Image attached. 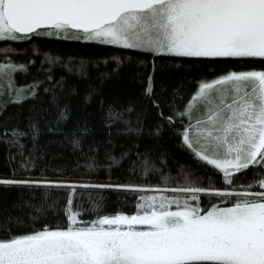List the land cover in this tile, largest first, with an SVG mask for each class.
<instances>
[{"label": "snow or ice", "instance_id": "1", "mask_svg": "<svg viewBox=\"0 0 264 264\" xmlns=\"http://www.w3.org/2000/svg\"><path fill=\"white\" fill-rule=\"evenodd\" d=\"M33 35L133 50L131 55L108 57L105 63L110 60L116 66L99 72L100 83L127 60L145 68L147 84L139 111L132 102L126 107L105 104L101 97L102 139L93 136L84 117L60 141L71 145L73 155L79 153L76 170H112L131 161L132 178L93 184L64 177L67 167H57L53 174L58 178L52 179L45 174L49 164L32 178L30 173L42 160L34 155L41 121L50 114L47 131L63 132L70 111L66 101L76 92L63 75L56 77L54 67L86 75L88 63L98 62L65 61L45 53L40 63L48 67L37 69L32 83L19 87L13 73L27 74L32 61L14 63L5 57L8 62L0 63V82H7L0 91V113L9 104L19 106L18 113L0 118V144L10 161L19 157L12 175L24 177L0 178V186L27 190L33 197L41 193L38 204L22 201L35 212L27 214V223L19 215L0 216V264H264V0H0V41ZM141 55L146 58L139 59ZM158 60L179 61L186 68L221 63L261 67L229 68L210 79L202 74L181 108V86L168 97L163 86L156 93ZM93 95H99L97 87L84 102ZM30 100L25 127H9V120L23 115V105ZM149 105L156 110L157 123L148 135L158 137L167 126L192 158V164L180 165L174 175L157 167L151 150L140 152L139 145L135 152L130 146L115 154L121 135L139 139L145 132ZM49 108L55 112L49 113ZM29 137L32 147L25 155L24 140ZM250 170H256L251 180L238 183ZM153 176L155 184L149 181ZM214 177L222 183H215ZM106 191L118 202L131 200L134 210L107 211L105 197L92 195ZM59 192L66 193L63 205ZM203 198L207 207L202 206Z\"/></svg>", "mask_w": 264, "mask_h": 264}, {"label": "trees", "instance_id": "2", "mask_svg": "<svg viewBox=\"0 0 264 264\" xmlns=\"http://www.w3.org/2000/svg\"><path fill=\"white\" fill-rule=\"evenodd\" d=\"M12 48L16 51L14 52H3L0 51V63H7L8 57L14 63H25L29 60L32 64L28 65V73H13L15 80V86L19 87L21 85H27L32 83L33 78L38 75L37 69L43 67L47 68V63L41 65L40 61L44 60V54L47 53L50 56H59L63 60L68 61L69 58H74L79 61L81 59L85 60H96L98 63L93 66L88 63L87 67L84 69L85 74L77 75L74 71L69 73L60 66L54 67V74L57 78L61 75L65 77V82L67 86L75 87V94L70 95L67 98V103L69 105V118L65 121L61 127L63 132L61 133H49L47 131L46 121L50 120L51 115H46L44 120L40 123V135L36 141V152L34 155L42 156V160L37 163V167L33 170L30 175L32 178H38L40 176L39 169L45 164H49L47 172L45 173L49 178H58L53 174L54 168H65L68 171L64 173V177L82 180L84 182H90L93 184H105V183H120L132 178V174L129 172L131 167V161H127L123 168H115L108 170L106 168H98L95 171L88 172L83 166L79 169H75V161L79 155H73L71 145L67 142L61 144L63 133H70L73 129L78 118H88V122L93 127V136L97 140L102 139V110L100 107L101 97L105 104L109 102H116L122 106H127L129 102H132L136 111H139L144 104L143 89L147 84L146 70L142 65H137L135 62L129 63L127 60L117 69V73L111 74L106 78L103 83H100L98 74L101 71H111L114 68L115 62L108 61L105 63L108 57L112 55L120 56L131 55L133 50H122L115 48L113 46H102L95 43H85L82 41L75 40H65L61 38H50L45 36H31L29 39L20 41H10L4 40L0 41V49ZM33 48L37 49V52H33ZM139 59H145L144 55L138 57ZM149 62L151 60L148 57ZM188 58H180V60H186ZM242 67L249 68L255 67L259 69L261 65L259 63L253 65H239V64H215V65H196L192 68H186L180 66L179 61L173 63H168L167 61H157V68L155 72V83H156V93H160L161 86L164 88L163 95L165 97L170 96L172 89L177 86H181L180 90L185 91L184 100H177L181 105L186 102L188 94L194 89V84L196 78L206 75L207 78H211L214 75L219 74L222 71H226L229 68H234L240 70ZM139 73L140 75H137ZM43 79V76L40 75ZM6 86V84H5ZM97 87L99 89V95H93L89 102H84L83 97L91 90V88ZM2 86H0V91H3ZM42 91V88H41ZM32 101L23 105V115L18 116V118L9 120V127L18 126L20 128L25 127V117L27 115V109L30 107ZM44 105L47 106V96H44ZM17 105L9 104L4 113H0V118L3 116H11L12 114L18 113ZM49 113L55 112L54 108H49ZM169 109L164 108L165 115H168ZM132 119L135 118V111L130 114ZM186 122V120H185ZM157 123L156 110L149 105L147 107L146 115L144 117V128L145 132L142 136L137 139L134 136H124L121 135L115 142V154L119 155L120 151L127 150L130 146L133 147V152H135V145H139V151L145 152L151 150L150 155L152 160L155 162L157 167H163L165 171H171L174 175L178 170L180 165H190L192 164V158L189 153L180 146L179 137L174 135L165 126L163 132L158 136H149L148 131ZM92 137H88L85 140V146ZM26 145L24 154L27 155L28 148L32 147L31 139L26 138L24 140ZM102 150V149H101ZM7 149L3 144H0V178H14L21 179L23 176H13L12 168L18 166L19 157L17 156L14 160H9L7 157ZM11 151L15 152V149ZM161 156H163L164 163L161 164ZM50 161V163H49ZM83 165V161H81ZM253 171L250 170L247 176L238 183H248L252 176ZM77 174H73V173ZM59 177V178H64ZM215 183L220 184L222 180L218 177L213 178ZM149 181L151 183H156V177H150ZM205 183L207 181L205 180ZM169 194V193H165ZM41 193H30L27 190H22L16 187L4 188L0 186V216L11 214L12 216H21L25 219L27 223V214L31 212L35 215L34 209L23 205V200H30L33 204H38L39 197ZM57 195L60 197V205L65 203L66 193L59 192ZM79 195V193H78ZM93 196L103 195L106 200V210L113 211L116 208H122L125 212H131L134 210L131 200L125 201L123 198L117 201V197L110 192L103 193H92ZM87 193L84 194V205L87 206ZM134 199V198H131ZM214 202V201H213ZM14 204L20 205L19 207H13ZM202 206L207 207L208 201L206 198L202 199ZM49 217L55 222V217L49 212ZM90 215H84L83 219H91Z\"/></svg>", "mask_w": 264, "mask_h": 264}, {"label": "rangeland", "instance_id": "3", "mask_svg": "<svg viewBox=\"0 0 264 264\" xmlns=\"http://www.w3.org/2000/svg\"><path fill=\"white\" fill-rule=\"evenodd\" d=\"M45 37H47V36H45ZM50 38H57V37L53 36V37H50ZM61 39H63V38H61ZM5 84H7V82H0V86H2L3 88L5 87ZM152 184H155V183H152ZM253 190H256V189H253Z\"/></svg>", "mask_w": 264, "mask_h": 264}]
</instances>
